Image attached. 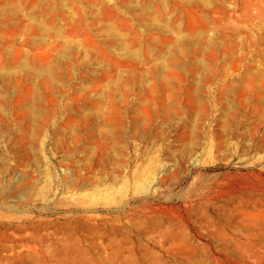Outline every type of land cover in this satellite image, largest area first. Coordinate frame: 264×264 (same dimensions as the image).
<instances>
[{
	"label": "rangeland",
	"instance_id": "1",
	"mask_svg": "<svg viewBox=\"0 0 264 264\" xmlns=\"http://www.w3.org/2000/svg\"><path fill=\"white\" fill-rule=\"evenodd\" d=\"M224 3L249 41L225 51L220 34L201 56L204 67L173 50L163 60L167 111L145 87H133L128 105L122 87L82 100H101L103 112L89 113L101 121L113 102L125 111L111 121L113 159H100L102 146L80 123L67 124L79 118L69 99L79 68L61 79L55 112L42 102L50 122L37 135L15 113L22 89L1 79L0 264H96L82 261V247L111 252L102 264H264V42L251 43L264 21H244L241 0ZM106 71L100 61L95 76ZM78 180L91 200L79 201ZM122 184L121 202L97 203Z\"/></svg>",
	"mask_w": 264,
	"mask_h": 264
},
{
	"label": "bare ground",
	"instance_id": "2",
	"mask_svg": "<svg viewBox=\"0 0 264 264\" xmlns=\"http://www.w3.org/2000/svg\"><path fill=\"white\" fill-rule=\"evenodd\" d=\"M226 1L214 4L212 0H170L172 5H167L164 0H0V84L2 79L8 88L15 85L22 89L14 102L15 113L26 129L35 130L37 135L50 122L49 117L43 116L42 102L49 101V112H55L61 79L73 78L74 68H79L81 80L69 99L77 104L81 116L78 113L79 118L70 119L67 124L72 128L80 123V129L90 132L93 142L102 146L105 155L100 159H113L116 154L107 144L114 138L116 123L111 121L116 113L122 121L125 111L113 102L107 111L110 120L101 121L93 116L103 112L101 100H82L101 93L106 86L114 87L116 92L122 87L124 105H128L133 87H140V93L145 87L149 93L158 92L162 111H167L170 106L163 108V81L167 83L169 78L163 74V60L173 50L174 57L191 55L204 67L201 56L218 43L220 34L226 41L225 51L249 41V30L231 17ZM241 2L240 17L244 21H264V0ZM263 42V31L251 41L254 45ZM100 61L107 71L99 78L95 69ZM146 66L150 70L143 71ZM61 87L68 95L67 85ZM60 131L56 128L57 133ZM79 183L78 180L74 186ZM125 187L122 184L119 194L103 190L97 203L121 202ZM85 188L84 184L77 188L80 202L93 197L92 193L83 192ZM82 248L86 254L81 256L84 263L93 260L102 264L111 254L106 249L104 253L102 249ZM53 257L60 261L58 255Z\"/></svg>",
	"mask_w": 264,
	"mask_h": 264
}]
</instances>
